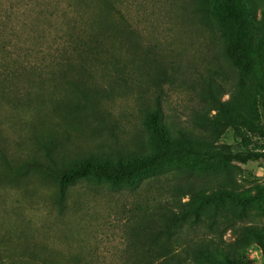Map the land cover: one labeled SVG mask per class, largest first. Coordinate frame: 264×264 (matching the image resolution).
<instances>
[{
  "label": "rangeland",
  "instance_id": "rangeland-1",
  "mask_svg": "<svg viewBox=\"0 0 264 264\" xmlns=\"http://www.w3.org/2000/svg\"><path fill=\"white\" fill-rule=\"evenodd\" d=\"M210 1L130 0L136 33L133 45L127 42L116 51L123 68L92 66L84 75L83 87L98 86L103 94L95 110L84 112L86 100L69 82L33 88L26 82L30 92L0 103V264H120L138 259L135 251L144 243L138 223L146 219L140 207L151 198L147 189L157 179L188 178L229 189L231 194L203 216L208 221L210 214L218 215L232 261L264 264V159L205 172L172 164L142 176L133 186L95 177L64 186L59 180L60 171L87 157L118 159L152 151L143 115L157 99L170 133L183 129L207 135L197 115L209 107V82L232 93L240 80ZM245 1L260 20L264 0ZM221 142L243 148L232 129ZM131 232L138 246H129ZM183 234L185 244L191 237L221 241L204 224ZM214 256L216 264H232L218 253Z\"/></svg>",
  "mask_w": 264,
  "mask_h": 264
},
{
  "label": "trees",
  "instance_id": "trees-1",
  "mask_svg": "<svg viewBox=\"0 0 264 264\" xmlns=\"http://www.w3.org/2000/svg\"><path fill=\"white\" fill-rule=\"evenodd\" d=\"M129 5L130 0H0V103L21 99L28 90L26 82L31 88L69 82L78 97L86 100L84 112L95 110L103 94L98 86L83 87L84 75L93 67L123 68L116 51L127 42L133 45L136 33ZM210 10L226 33L227 55L240 80L232 93L216 81L209 82V107L197 115L207 135L183 129L170 133L157 99L144 108L143 115L152 151L118 159L87 157L59 172L61 185L95 177L133 186L142 176L172 164L205 172L264 159V10L260 20L245 0H211ZM20 11L23 15L18 16ZM61 104L56 109H62ZM228 129L233 130L241 150L221 142ZM156 181V186L147 189L151 198L140 207L146 211L145 221L138 223L144 237L141 249L135 251L140 257L120 264H216V253L237 264L221 234L218 215L210 214L208 221L203 216L231 194L229 189L199 178ZM202 224L217 232L221 241L190 236L187 242H191L185 244L183 232L190 235ZM129 235V246L134 247L137 243L132 241V232ZM231 248L238 253V247Z\"/></svg>",
  "mask_w": 264,
  "mask_h": 264
}]
</instances>
